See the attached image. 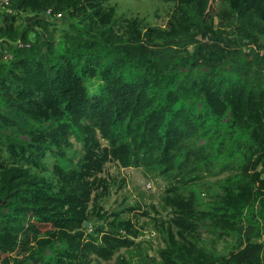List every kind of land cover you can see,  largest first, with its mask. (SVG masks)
Listing matches in <instances>:
<instances>
[{
	"label": "trees",
	"instance_id": "obj_1",
	"mask_svg": "<svg viewBox=\"0 0 264 264\" xmlns=\"http://www.w3.org/2000/svg\"><path fill=\"white\" fill-rule=\"evenodd\" d=\"M112 1L1 7L0 264H132L109 162L169 183L159 264H264V0Z\"/></svg>",
	"mask_w": 264,
	"mask_h": 264
},
{
	"label": "rangeland",
	"instance_id": "obj_2",
	"mask_svg": "<svg viewBox=\"0 0 264 264\" xmlns=\"http://www.w3.org/2000/svg\"><path fill=\"white\" fill-rule=\"evenodd\" d=\"M112 3L116 6L117 17L138 16L148 21L150 25L160 27L165 25L166 8L155 0H113ZM211 4L213 8H216L219 1L212 0ZM2 11L4 10L0 8V12ZM26 18L27 16L23 18V21ZM8 56L7 51L0 47V61ZM102 144L105 142L102 141ZM74 148L80 149L77 144ZM227 174L224 172L220 175H212L207 181L213 184ZM99 177L107 180L110 188L109 194L101 200L104 210L108 212L125 210L121 216L130 219L141 231L135 239V246L127 251L120 250L117 255L126 258L131 256L132 264H159L157 250L163 247V242L157 225L167 226L171 217L170 210L162 205V197L169 185L168 181L160 176L147 174L141 169L120 168L114 162L106 164ZM202 198L205 201L208 200L206 194ZM203 237H205L204 234ZM232 246L233 240L226 238L217 242L216 247L218 250L226 249L227 251Z\"/></svg>",
	"mask_w": 264,
	"mask_h": 264
},
{
	"label": "built area",
	"instance_id": "obj_3",
	"mask_svg": "<svg viewBox=\"0 0 264 264\" xmlns=\"http://www.w3.org/2000/svg\"><path fill=\"white\" fill-rule=\"evenodd\" d=\"M8 1L9 0H0V8L4 5H7L8 4Z\"/></svg>",
	"mask_w": 264,
	"mask_h": 264
},
{
	"label": "water",
	"instance_id": "obj_4",
	"mask_svg": "<svg viewBox=\"0 0 264 264\" xmlns=\"http://www.w3.org/2000/svg\"><path fill=\"white\" fill-rule=\"evenodd\" d=\"M85 225H87V223H85Z\"/></svg>",
	"mask_w": 264,
	"mask_h": 264
}]
</instances>
